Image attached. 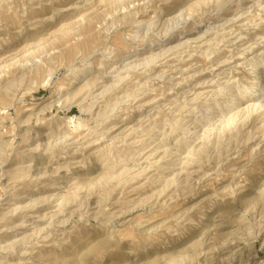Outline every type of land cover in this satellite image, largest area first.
I'll use <instances>...</instances> for the list:
<instances>
[{
    "label": "rangeland",
    "instance_id": "obj_1",
    "mask_svg": "<svg viewBox=\"0 0 264 264\" xmlns=\"http://www.w3.org/2000/svg\"><path fill=\"white\" fill-rule=\"evenodd\" d=\"M0 264H264V0H0Z\"/></svg>",
    "mask_w": 264,
    "mask_h": 264
},
{
    "label": "bare ground",
    "instance_id": "obj_2",
    "mask_svg": "<svg viewBox=\"0 0 264 264\" xmlns=\"http://www.w3.org/2000/svg\"><path fill=\"white\" fill-rule=\"evenodd\" d=\"M140 23V22H139ZM237 94V93H236ZM114 107V106H113ZM79 125V124H78ZM77 126V125H76ZM122 174V173H121ZM114 175V174H113ZM109 180V179H108Z\"/></svg>",
    "mask_w": 264,
    "mask_h": 264
}]
</instances>
